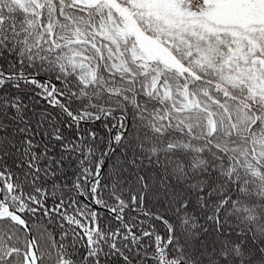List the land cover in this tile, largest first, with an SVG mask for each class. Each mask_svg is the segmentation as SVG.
I'll list each match as a JSON object with an SVG mask.
<instances>
[{"label": "snow or ice", "instance_id": "snow-or-ice-1", "mask_svg": "<svg viewBox=\"0 0 264 264\" xmlns=\"http://www.w3.org/2000/svg\"><path fill=\"white\" fill-rule=\"evenodd\" d=\"M0 264H264V0H0Z\"/></svg>", "mask_w": 264, "mask_h": 264}]
</instances>
